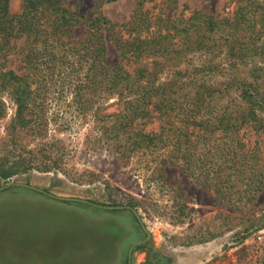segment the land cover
<instances>
[{
    "label": "rangeland",
    "instance_id": "374dc122",
    "mask_svg": "<svg viewBox=\"0 0 264 264\" xmlns=\"http://www.w3.org/2000/svg\"><path fill=\"white\" fill-rule=\"evenodd\" d=\"M136 2L65 0L68 11L84 16L71 30V40L101 37L111 60L118 61L116 36L135 28ZM21 7L22 0H10L9 13H20ZM236 7L237 0H176L167 12L185 16L203 9L226 16ZM203 36L209 38L202 44L164 59L157 79L176 81L187 98L208 86L215 106L240 111L253 105L264 119V34L262 40L241 32L235 47L224 35ZM74 97L66 89L49 111L62 119L49 117L40 134L20 135L24 147L13 157H34V168L0 177V264H264V189L251 199L234 193L228 201L216 192L218 184L195 180L177 165L122 158L99 140L92 116L76 118ZM14 113L8 105L0 124V159L9 158L2 129ZM243 141L251 148L256 144L257 159L264 162V138L249 131Z\"/></svg>",
    "mask_w": 264,
    "mask_h": 264
},
{
    "label": "trees",
    "instance_id": "16d2710c",
    "mask_svg": "<svg viewBox=\"0 0 264 264\" xmlns=\"http://www.w3.org/2000/svg\"><path fill=\"white\" fill-rule=\"evenodd\" d=\"M9 2L0 0V124L7 119L8 105L15 113L2 129V149L9 158L0 159V177L34 168V157H13L16 148L24 147L19 137L40 134L49 117L62 119L49 112L51 102L71 89L76 118L92 116L99 140L120 157L137 156L159 167L177 165L195 180L218 184L216 192L228 201L234 193L251 199L264 189V162L257 159V145L251 148L243 141L249 131L264 138L259 110L253 105L240 111L221 109L208 86H199L187 98L176 81L157 79L164 59L202 44L209 38L203 35H224L231 47L241 32L263 40L264 0H237L226 16L203 9L184 16L183 11L167 12L176 0H137L135 28L128 36H116L118 61L111 60L101 37L71 40V30L84 16L68 11L65 0H22L16 15L9 13ZM149 3L154 4L151 11L144 9ZM9 62L18 66L8 68ZM106 99L114 101L103 106L100 101ZM159 121L161 126L153 128ZM6 166L9 171L3 172Z\"/></svg>",
    "mask_w": 264,
    "mask_h": 264
},
{
    "label": "water",
    "instance_id": "95a60500",
    "mask_svg": "<svg viewBox=\"0 0 264 264\" xmlns=\"http://www.w3.org/2000/svg\"><path fill=\"white\" fill-rule=\"evenodd\" d=\"M62 201H77L76 199H71V198H59Z\"/></svg>",
    "mask_w": 264,
    "mask_h": 264
}]
</instances>
